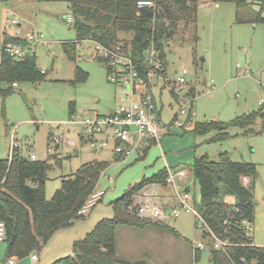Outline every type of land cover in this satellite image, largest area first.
Listing matches in <instances>:
<instances>
[{"label":"rangeland","instance_id":"374dc122","mask_svg":"<svg viewBox=\"0 0 264 264\" xmlns=\"http://www.w3.org/2000/svg\"><path fill=\"white\" fill-rule=\"evenodd\" d=\"M246 2L245 6L237 8L234 2L202 0L198 3L196 19L178 23L172 36L164 39L166 76L174 79L185 69L187 85L175 89L176 95L168 86L162 87L161 92L153 88L158 117L167 127L165 133L159 143L150 145L144 156L132 152L115 158L114 140L83 130L81 121L92 118L95 113L114 112L123 102L126 90L108 81L106 65L97 59L93 41L71 44L76 41V31L66 20L70 14L68 0H0V55L5 20L14 14L20 16L25 30L36 29L44 41L36 45V65L43 70V78L17 81L10 92L0 94V158L8 156L13 136L22 143L20 155L34 153L39 160L48 159L51 165L44 187L47 199L60 187L61 180L73 175L82 163L107 161L95 186L96 190L104 191L103 195L88 214L75 222L85 226L82 237L97 220L112 217L111 203L130 185L164 167L172 172L188 171V177L177 183L180 189L186 184L191 197L198 201L199 186L191 172L194 158L207 154L210 160L217 161L220 153L226 152L233 161L252 162L256 166L257 175L248 184L252 191L253 220L246 223V227L250 228L253 243L264 246V23L255 20L257 12L264 16V2ZM130 35L119 32L126 43ZM77 68L86 73L83 80ZM10 85L0 82L3 89ZM188 93L195 96L194 113L182 114L177 99ZM248 113L254 114L249 124L245 127L228 125V135L222 140L209 141L218 133L216 129L204 134L193 131L195 122L228 123ZM175 118L181 124L174 123ZM92 138L105 140L106 145L95 151L90 144ZM72 142H76V146L73 147ZM147 187L161 205L178 204L169 182ZM225 199L230 203L235 200L232 195ZM166 224L179 235L169 228L149 225L145 232L153 235L131 238L121 232L123 234L117 237L118 247L136 255L145 251L142 244L145 237L156 238L154 262L144 260L140 264H211L209 252L213 239L202 237L205 228L195 226L192 213L182 211ZM73 230L58 228L50 237L43 248L60 246L65 252L48 251V264L72 254V245L68 246L66 240ZM197 242L203 246L196 258ZM0 249H3L0 264H7L10 257H5V241H0Z\"/></svg>","mask_w":264,"mask_h":264},{"label":"trees","instance_id":"16d2710c","mask_svg":"<svg viewBox=\"0 0 264 264\" xmlns=\"http://www.w3.org/2000/svg\"><path fill=\"white\" fill-rule=\"evenodd\" d=\"M140 1H153L154 4L138 6ZM200 1L68 0V3L76 41L88 39L110 48L120 46L140 60L149 46L153 45L159 58L165 61L164 39L172 36L178 23L196 19ZM211 1L234 2L237 8L247 4L246 0ZM255 20L264 23V16L257 12ZM119 32L130 33V40L124 42ZM7 40L15 39L3 34V45ZM64 46L67 47L68 43H64ZM97 59L104 62L102 58ZM77 73L82 80L86 77L80 68H77ZM42 78L43 72L36 65V54L13 61L2 48L0 82L12 84ZM11 86L5 89L0 87V94L10 92ZM171 91L176 95L173 89ZM153 101L157 105L155 95ZM253 117L254 114L248 113L228 123L216 120L195 122L193 131L204 134L216 129L218 133L209 141L222 140L228 135V125L245 127ZM50 165L48 159L32 160L23 155L11 160L7 156L0 158V220L5 225V257L23 258L39 251L56 229L71 226L82 218L77 215V211L95 189L100 173L108 162L91 160L82 163L73 175L61 180L60 187L47 199L44 187ZM191 172L199 186L200 199L194 201V206L204 222L202 237L210 236L213 242L214 237L226 240L224 248H215L213 245L210 248L211 264H264V246L253 243L248 231L250 228L246 227V223L253 220V204L251 187L249 183H243V178L248 177L250 182L251 178L256 177L255 164L233 161L226 152H221L217 161L202 154L194 158ZM167 175L168 169L164 167L130 185L111 203L112 217L99 219L83 238L73 242L72 254L50 264H140L117 256L115 233L122 226L143 229L154 225L169 228L179 235L166 223L141 219L128 208L134 194L148 185L165 184ZM228 195L234 197L233 203L226 201ZM199 250L194 249L196 258Z\"/></svg>","mask_w":264,"mask_h":264},{"label":"built area","instance_id":"2783aa9c","mask_svg":"<svg viewBox=\"0 0 264 264\" xmlns=\"http://www.w3.org/2000/svg\"><path fill=\"white\" fill-rule=\"evenodd\" d=\"M145 5L152 6L153 1L138 2V6ZM66 20L68 22L73 21L72 13L67 16ZM4 34L15 39L5 41L3 45L4 52L13 61L35 55L36 45L44 43L42 34L36 29L25 30L23 21L16 14L6 18ZM84 40L88 39L74 41V43L77 44ZM94 44L96 57L104 59L108 81L123 86L126 94L122 97L123 102L111 114L99 115L95 113L92 118L86 117L83 119L81 121L83 130L92 134L100 133L112 138L114 140V153L118 157L128 156L132 152L142 156L148 146L160 142V137L167 129L158 117L157 105L153 101V88L158 87L160 90L162 87L168 86L170 91L185 88L187 85V71L183 69L174 79H169L166 76L165 61L159 58L153 45L149 46L140 60L132 57L130 52L122 50L120 46L110 48L99 42H94ZM11 85L16 86L17 82H13ZM194 99L195 96L190 95V93L185 94L184 98L178 97L177 103L180 106V113H194L192 111ZM176 118L174 123L181 124ZM90 144L97 150L98 147L106 145V141L92 138ZM71 145L76 146V142H72ZM21 146L22 143L12 136L7 156L9 160L20 155L19 148ZM28 157L32 160L37 159L34 153H30ZM187 177L188 171L178 170L172 172L168 170L166 182H169L175 191L178 200L177 205H161L151 192V188L144 187L132 196L128 208L141 219L164 223L172 217L179 216L182 211L190 212L194 215L197 226L202 228L204 222L195 209L194 199L190 195L189 188L185 186L184 189H180L181 187L177 183V181L183 182ZM103 193V190L95 189L86 198L77 211V215L84 217L88 214ZM4 240L5 225L0 220V241ZM225 244L226 240L214 237L213 246L215 248H224ZM202 246V243L197 242L194 248L200 249ZM30 259L34 262L37 261L38 256L35 251L30 253ZM14 261L15 258L13 257L8 259L9 264H13Z\"/></svg>","mask_w":264,"mask_h":264},{"label":"crops","instance_id":"0c3cea01","mask_svg":"<svg viewBox=\"0 0 264 264\" xmlns=\"http://www.w3.org/2000/svg\"><path fill=\"white\" fill-rule=\"evenodd\" d=\"M158 88V87H157ZM162 90H159V92H161ZM95 151H96V149H94ZM114 156H115V158H118V156H116L115 155V153H114ZM245 179V180H244ZM244 179H243V183L245 184V185H247L248 183H249V178L248 177H244ZM244 181H246V182H244ZM185 186H187L186 184H185ZM188 187V186H187ZM189 188V187H188ZM175 205V204H174ZM98 221V220H97ZM96 221V222H97ZM75 222L76 221H74V223L73 224H75ZM95 222V223H96ZM72 224V225H73ZM94 226V225H93ZM93 226H92V228H93ZM71 227V229H74L73 230V232L70 234V239H67L66 240V243L68 244V246L70 245H72L73 244V242L74 241H76V240H79V239H81V238H83L84 236H82L81 237V234H82V232H83V230H82V228H84L85 226H78L77 224H75L74 226H68V228H70ZM91 228V229H92ZM90 229V230H91ZM58 229H56L54 232H53V234L57 231ZM89 230V231H90ZM88 232V231H87ZM86 232V233H87ZM121 232H125V235L127 234V236L128 237H131V236H135V235H139V236H142V235H153V234H148L147 232H145V228L144 229H138V228H134V227H130V226H122V227H120V228H118L117 230H116V233H115V243H116V253H117V255H118V257H120V258H123V259H128V260H131V261H137V262H139V263H143L144 262V260H148V261H150V262H154V258H155V255L157 254V251L155 250L156 249V246H157V239L156 238H148V237H145V244L142 242V244H143V246H145L144 248H143V250H145L144 252H138V253H140V254H138V253H136V255H134V253L133 252H131L130 251V253H128V252H124L123 250H121L119 247H118V239H117V237L119 236V235H121V234H123V233H121ZM145 232V233H144ZM85 233V234H86ZM120 233V234H119ZM156 233H158V232H156ZM155 233V234H156ZM53 234H52V236H53ZM84 234V233H83ZM84 234V235H85ZM60 235H62V234H60ZM51 236V237H52ZM65 235H63V237H64ZM132 238V237H131ZM130 238V239H131ZM51 239V238H50ZM50 239L41 247V252L39 253L38 251H35V253L37 254V256H38V259H37V261L36 262H34V261H32L31 259H30V254H28L27 256H25V257H23V258H19V257H17V256H12L13 258H15V261H14V263L13 264H48L49 262H50V257H49V252L48 251H55V253L54 254H59V252H61V251H64L65 252V249L63 248V247H60V246H57V247H55V248H53L52 249V247L51 248H47V250H45V248H43V247H46V245H47V243H49V241H50ZM140 238H138V240H139ZM125 242V241H124ZM64 244V242L63 243H61V244H59V245H63ZM128 244H130L128 241L125 243V245L126 246H128ZM0 250H3V249H0ZM39 250V251H40ZM142 250V251H143ZM5 253V252H4ZM40 254H41V256H40ZM3 255V254H2ZM1 255V256H2ZM146 258V259H145ZM8 262V261H7ZM6 262V263H7ZM7 264H9V263H7Z\"/></svg>","mask_w":264,"mask_h":264},{"label":"water","instance_id":"95a60500","mask_svg":"<svg viewBox=\"0 0 264 264\" xmlns=\"http://www.w3.org/2000/svg\"><path fill=\"white\" fill-rule=\"evenodd\" d=\"M205 83V82H204ZM186 190H188V188H186ZM249 202H251V200H249Z\"/></svg>","mask_w":264,"mask_h":264}]
</instances>
